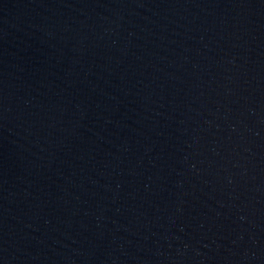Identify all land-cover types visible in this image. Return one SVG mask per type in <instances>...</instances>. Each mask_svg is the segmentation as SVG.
I'll list each match as a JSON object with an SVG mask.
<instances>
[{"label":"water","instance_id":"water-1","mask_svg":"<svg viewBox=\"0 0 264 264\" xmlns=\"http://www.w3.org/2000/svg\"><path fill=\"white\" fill-rule=\"evenodd\" d=\"M0 264H264V0H0Z\"/></svg>","mask_w":264,"mask_h":264}]
</instances>
